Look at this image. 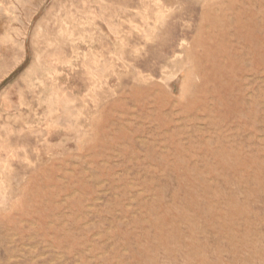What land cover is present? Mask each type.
<instances>
[{
    "label": "rangeland",
    "instance_id": "obj_1",
    "mask_svg": "<svg viewBox=\"0 0 264 264\" xmlns=\"http://www.w3.org/2000/svg\"><path fill=\"white\" fill-rule=\"evenodd\" d=\"M0 264H264V0H0Z\"/></svg>",
    "mask_w": 264,
    "mask_h": 264
},
{
    "label": "bare ground",
    "instance_id": "obj_2",
    "mask_svg": "<svg viewBox=\"0 0 264 264\" xmlns=\"http://www.w3.org/2000/svg\"><path fill=\"white\" fill-rule=\"evenodd\" d=\"M83 2V1H82ZM104 6V5H103ZM60 10V9H59ZM123 13V12H122ZM115 16V15H114ZM113 16V17H114ZM111 17V16H110ZM54 18V17H53ZM61 19H63V18H61ZM56 20V19H55ZM61 22V21H60ZM76 26V25H75ZM149 26V25H148ZM151 28V27H150ZM115 29V28H114ZM142 30H144V29H142ZM58 36H59V34H58ZM47 42V41H46ZM63 44V43H62ZM70 46V45H69ZM53 57V56H52ZM51 66V65H50ZM56 66V65H55ZM57 68V67H56ZM51 70V69H50ZM106 91V90H105ZM14 92V91H13ZM3 126V125H2ZM26 155V154H25Z\"/></svg>",
    "mask_w": 264,
    "mask_h": 264
}]
</instances>
